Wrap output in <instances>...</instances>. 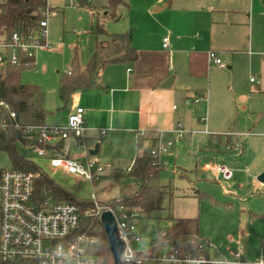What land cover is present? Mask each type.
Segmentation results:
<instances>
[{"label":"rangeland","instance_id":"1","mask_svg":"<svg viewBox=\"0 0 264 264\" xmlns=\"http://www.w3.org/2000/svg\"><path fill=\"white\" fill-rule=\"evenodd\" d=\"M243 1L244 14L248 15L249 0ZM151 2L120 0L112 9L107 0H47L52 8L47 16L48 47L37 50L35 66L24 69L20 77L22 82L41 87L48 111L47 123L59 121L69 105L70 98L64 102L59 97L60 76L74 69L75 64L83 67L95 43L105 39L106 34L130 31L135 45L148 39L160 44L163 36L168 43L170 18L166 11L152 13ZM185 2L191 4L189 0ZM252 7L251 23L237 12L242 24L237 27L231 49L221 54L224 67L208 62L205 74L193 75L187 59L184 62L183 58H177L179 54H172L168 48L169 71L173 74L176 70L177 74L170 87L174 91L173 99L168 103L175 116L171 129L180 124L185 133L174 141L176 134L165 131L152 144L143 140L141 147H136L134 140L130 142L132 155L145 148L155 151L163 164L159 181L172 186L174 192L170 211L139 212L136 227L141 238L138 247L142 251L151 238L172 223L168 215L187 216L198 218L199 234L205 239L202 248L209 260H229L236 251L241 252L247 263L264 260V187L254 174L257 161L264 157V15L258 14L264 8V0H253ZM182 29L186 40H191V30ZM209 31L214 33L212 27L206 32ZM200 45L198 50L209 51V44ZM113 66L106 65L103 71ZM186 98L188 104L184 103ZM171 139V145H164ZM85 142L91 147L90 142ZM232 144L236 147L231 148ZM14 146L20 155L40 166L54 182L80 199L94 198L107 203L133 191L137 185V179L126 173L131 158L100 159L103 163L100 178L88 181L51 166L46 156H39L28 144L17 141ZM45 153L48 156V149ZM206 160L226 164L232 170V177L223 179L204 170L202 164ZM10 167L8 153L0 150V168ZM85 209L89 208L81 209L84 215ZM169 248L163 249L158 257L161 264H193L164 261L162 258ZM146 264L157 263L148 259Z\"/></svg>","mask_w":264,"mask_h":264},{"label":"built area","instance_id":"2","mask_svg":"<svg viewBox=\"0 0 264 264\" xmlns=\"http://www.w3.org/2000/svg\"><path fill=\"white\" fill-rule=\"evenodd\" d=\"M47 4L42 11L43 17L38 26L28 34L14 30L4 38L0 36V67L14 66L24 61V66L34 62L38 49L48 47L47 16L51 11ZM162 45L167 46L166 37ZM208 62L217 67L225 64L214 50L206 52ZM195 101V99H194ZM188 99L185 103H189ZM1 104V102H0ZM84 109L75 106L66 116L64 124H27L23 127L27 137L36 143L28 142L39 156H46L51 166L67 173L80 176L88 181L100 178L103 165L96 155L90 154L83 134ZM10 116H14L10 112ZM180 138L185 131L180 124L171 130ZM105 133L104 130L101 131ZM71 136V146L81 152L80 157H73L58 149H52L48 156L47 145L54 140H64ZM173 139L164 145L169 146ZM163 145V146H164ZM151 154L157 157L155 151ZM206 168L220 175L223 179L232 177V170L224 163L209 162ZM129 169V168H128ZM35 174L15 168H3L0 171V264H11L25 260L24 264H97L91 253L96 241L94 235L77 232L82 217L78 205L70 201L40 199L34 194ZM264 187V182L262 183ZM93 208L85 209L86 214L100 219L103 211H110L116 224L117 235L123 242L120 258L125 262L139 263L143 251L138 247L141 240L137 233L136 219L139 212L121 205L102 203L92 198ZM233 259L225 264H264V260L247 263L234 252ZM164 261H188L193 264L215 263L203 256L184 255L177 257L173 253L162 258ZM160 260L161 259H157Z\"/></svg>","mask_w":264,"mask_h":264},{"label":"trees","instance_id":"3","mask_svg":"<svg viewBox=\"0 0 264 264\" xmlns=\"http://www.w3.org/2000/svg\"><path fill=\"white\" fill-rule=\"evenodd\" d=\"M120 0H107L108 6L114 8ZM46 7V0H0V36L8 37L12 31L19 30L28 34L37 28L43 17L42 11ZM110 15L117 19L114 13ZM106 38L95 43L93 52L87 63L80 67L75 64L74 69L64 73L59 78V97L67 102L76 90L98 87L94 80L106 65L115 62L132 63L137 59V50L132 44L130 31L108 33ZM189 72L193 75L205 74L206 54L191 52L188 58ZM34 67V62L24 66V61L14 65L0 67V150L8 153L12 168L32 172L34 178V194L40 199L49 198L53 201H70L79 206L80 210L93 208L92 199H80L54 182L40 166L24 158L15 149V142L36 143L25 135L23 127L27 124H42L47 110L41 87L21 81V72ZM10 112L14 116H10ZM140 145V143H138ZM163 168L159 158L151 154V150H143L136 155L128 175L137 179L133 191L123 193L107 202L111 205H121L129 210L148 214L152 211L166 209L170 211L174 197L173 187L159 181ZM1 171V168H0ZM116 175H120L117 173ZM77 232H85L96 237L91 253L97 264H146V260L139 263L125 262L121 258L116 260L109 248L108 238L100 219L90 214H83ZM172 223L163 232L150 239L142 256L157 259L163 249L170 246L166 255L173 253L177 257L184 255L207 257L202 248L205 239L199 234L197 217H173L168 215ZM25 260H18L11 264H24ZM225 264V263H207Z\"/></svg>","mask_w":264,"mask_h":264},{"label":"crops","instance_id":"4","mask_svg":"<svg viewBox=\"0 0 264 264\" xmlns=\"http://www.w3.org/2000/svg\"><path fill=\"white\" fill-rule=\"evenodd\" d=\"M189 1L190 5H187L185 0H152L150 11L152 13L166 11L170 18L167 23L170 37L167 40V46L162 45L165 36L162 37L160 44H154L148 39L147 42H139V45H135L134 36H132V44L137 50V59L129 64L123 62L108 64V66H115L110 70L102 69L94 76L100 88L73 92L66 113L59 121L53 123L64 124L67 114L75 106H81L84 109V138L91 144L89 150L98 144L97 153L101 156L98 157L97 153L93 155H96L99 161L100 159L111 161L131 158V165L136 155L149 149L145 148L140 153L136 152L132 155L131 140L135 141L136 147H141L145 139L152 144L160 139L162 132H172L171 124L175 116L172 110L168 109V103L173 99L174 91L170 87L176 81L177 74L176 70L172 72L173 74L169 71L171 67L167 64L170 58L167 52L169 46L172 54H179L177 58H183L184 62L187 59V65L191 52L206 54V51L198 50L202 42L209 44L207 48L217 52L221 58L222 53L231 49V45L235 42L237 27L242 24L238 21L237 12H241L248 23H251L253 18V0H249V16L244 14L243 0ZM258 14L264 15V8H260ZM185 27L191 30L189 37L191 40L187 41L186 32H181ZM210 27L214 30L213 34L211 31L206 32L207 29L210 30ZM195 41L198 42L194 43ZM207 63L206 58V69ZM168 77L172 78L169 86L162 87L161 84ZM44 123H47L46 117ZM102 130L105 131L104 134L101 133ZM234 146L236 147L232 144L231 148ZM55 148L73 157L81 156V152L71 146V136L64 140L52 141L46 149L50 153ZM209 162L218 161L206 160L202 164L204 170L207 169L206 164ZM257 162L254 174H259L264 169V157ZM100 163L103 165L101 161ZM211 173L215 177L218 176L212 171ZM240 257L243 260L241 252ZM206 258H209L208 254ZM210 260L215 263L229 261L227 259Z\"/></svg>","mask_w":264,"mask_h":264},{"label":"water","instance_id":"5","mask_svg":"<svg viewBox=\"0 0 264 264\" xmlns=\"http://www.w3.org/2000/svg\"><path fill=\"white\" fill-rule=\"evenodd\" d=\"M171 77H168L162 84V87L169 86ZM98 151V144L89 150L90 154H96ZM256 179L263 183L264 182V169L257 174ZM100 221L108 238L109 248L116 260H119L120 254L123 250V242L119 239L116 230L115 220L110 211H103L100 215Z\"/></svg>","mask_w":264,"mask_h":264}]
</instances>
